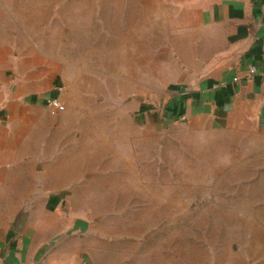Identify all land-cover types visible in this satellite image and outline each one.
Wrapping results in <instances>:
<instances>
[{"label": "rangeland", "instance_id": "1", "mask_svg": "<svg viewBox=\"0 0 264 264\" xmlns=\"http://www.w3.org/2000/svg\"><path fill=\"white\" fill-rule=\"evenodd\" d=\"M176 19L165 0H0V78L44 138L73 264H264V117H184Z\"/></svg>", "mask_w": 264, "mask_h": 264}, {"label": "crops", "instance_id": "2", "mask_svg": "<svg viewBox=\"0 0 264 264\" xmlns=\"http://www.w3.org/2000/svg\"><path fill=\"white\" fill-rule=\"evenodd\" d=\"M165 1L177 18L175 43L185 65L176 88L184 117H264V0ZM11 103L9 81L0 78V264H73L74 235L62 234L66 219L47 195L60 183L46 167L44 138L12 118Z\"/></svg>", "mask_w": 264, "mask_h": 264}, {"label": "built area", "instance_id": "3", "mask_svg": "<svg viewBox=\"0 0 264 264\" xmlns=\"http://www.w3.org/2000/svg\"><path fill=\"white\" fill-rule=\"evenodd\" d=\"M256 72V68L252 67L249 71V76H252ZM52 106L59 112H63L66 110V105L61 101L60 98H54L51 101Z\"/></svg>", "mask_w": 264, "mask_h": 264}]
</instances>
